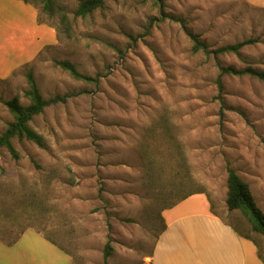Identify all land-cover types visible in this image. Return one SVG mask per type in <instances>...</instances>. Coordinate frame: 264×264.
<instances>
[{"label":"rangeland","instance_id":"374dc122","mask_svg":"<svg viewBox=\"0 0 264 264\" xmlns=\"http://www.w3.org/2000/svg\"><path fill=\"white\" fill-rule=\"evenodd\" d=\"M79 2L57 0L63 26L39 4L0 0V134L13 121L3 103H29L28 71L44 100L64 98L29 123L43 147L15 137L17 158L0 148V237L21 236L43 264H149L162 211L188 193L242 220L226 216L227 167L264 213V82L216 86L218 65L264 73V0H105L85 19ZM191 34L209 50L253 43L215 59L192 51Z\"/></svg>","mask_w":264,"mask_h":264},{"label":"crops","instance_id":"0c3cea01","mask_svg":"<svg viewBox=\"0 0 264 264\" xmlns=\"http://www.w3.org/2000/svg\"><path fill=\"white\" fill-rule=\"evenodd\" d=\"M6 47L3 39L0 42V68L7 64L9 50ZM198 195L193 194L162 211L164 229L149 264H263L254 243L238 236L232 224L212 212L204 193L200 194L206 197L204 200ZM225 209L226 216L236 212H229L226 206ZM16 236L9 240L0 237V264H43L39 260L43 253H39L38 248L34 252L18 248L23 238Z\"/></svg>","mask_w":264,"mask_h":264},{"label":"trees","instance_id":"16d2710c","mask_svg":"<svg viewBox=\"0 0 264 264\" xmlns=\"http://www.w3.org/2000/svg\"><path fill=\"white\" fill-rule=\"evenodd\" d=\"M26 4L36 5L39 4L41 6V10L46 13L48 16H53L54 14H60V23L64 26L68 24L67 18L65 14L61 12V10L57 9V0H20ZM166 0H157L160 4ZM105 0H80L78 5L76 6L73 15L75 18L85 19L93 12L98 9H101L104 5ZM159 4V5H160ZM171 20H174L170 17ZM192 41V51L197 53L201 51L205 55H213L216 59L219 55L225 53H233L237 54L241 48L246 46L247 44L253 43L252 40L243 41L240 43H236L229 46H224L218 48L216 50H209V48L199 40L197 35H189ZM54 64L58 66L63 71H66L70 76L74 79L83 81V82H92L94 81L92 78H89L85 75L80 74L76 71L73 64L68 61H55ZM219 75L216 79V86L219 94H221L223 86H222V77L224 75L242 77L245 75H249L254 77L261 82H264V73L256 72L250 68L243 70H236L231 67L223 68L218 65ZM27 80V89L24 91L23 95L28 100V105L23 106L20 104L18 97H13L11 100L4 102V106L7 108L9 113L13 117V121L8 123L6 129L0 134V148H5L7 152L17 158V154L11 144V140L15 137L17 138H25L38 147L44 146L43 137L34 131L29 123L34 116H37L42 113L44 108L49 106L50 104H54L57 102H63L64 98L54 97L51 100H44L37 88L35 80L31 71L26 73ZM220 97V95L218 96ZM227 178H226V196H225V206L229 212L236 211L238 212L242 220H236L235 223L231 225L232 229L236 232V234L244 239L250 240L257 247V254L260 260L264 264V255L259 249V241H257L253 235H257L264 239V213L257 206L248 185L236 174V172L227 167L226 169ZM203 192H192L188 193L181 198H179L176 202L169 205L167 208L172 207L176 203L185 198ZM209 200V199H208ZM210 209L213 212V206L210 203ZM164 228V227H163ZM51 242V241H50ZM54 244V243H53ZM111 254V247L109 241L104 245L103 249V260L106 262L107 258Z\"/></svg>","mask_w":264,"mask_h":264}]
</instances>
